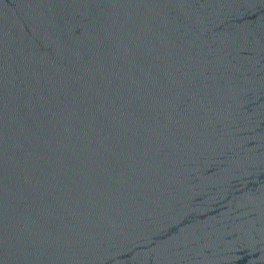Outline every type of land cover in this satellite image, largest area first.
I'll list each match as a JSON object with an SVG mask.
<instances>
[{"label":"water","instance_id":"water-1","mask_svg":"<svg viewBox=\"0 0 264 264\" xmlns=\"http://www.w3.org/2000/svg\"><path fill=\"white\" fill-rule=\"evenodd\" d=\"M0 264H264V0H139L0 184Z\"/></svg>","mask_w":264,"mask_h":264}]
</instances>
